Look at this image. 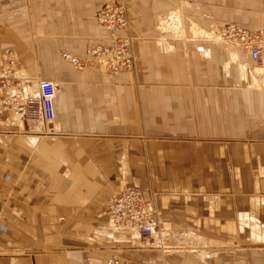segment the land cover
<instances>
[{"label": "crops", "instance_id": "1", "mask_svg": "<svg viewBox=\"0 0 264 264\" xmlns=\"http://www.w3.org/2000/svg\"><path fill=\"white\" fill-rule=\"evenodd\" d=\"M107 1L0 0V65L10 48L25 98L20 114L0 112V264H199L191 249L162 252L197 241L220 251L208 264H264V94L229 87L225 48L158 31L172 0H124L134 72L72 68L60 51L103 39ZM38 79L56 86L53 135ZM125 186L162 236L108 224L104 202Z\"/></svg>", "mask_w": 264, "mask_h": 264}, {"label": "built area", "instance_id": "2", "mask_svg": "<svg viewBox=\"0 0 264 264\" xmlns=\"http://www.w3.org/2000/svg\"><path fill=\"white\" fill-rule=\"evenodd\" d=\"M95 21L103 31V39L87 45L81 55L60 51L61 59L72 68L83 70L94 67L107 74L121 71L132 72L136 68V57L133 50V39L126 34L128 19L121 2L110 0L103 3L95 12ZM213 38L221 46L236 48L250 58L259 61L264 54L263 31L261 28L248 29L239 24L226 23L212 29ZM223 44V45H222ZM0 65V112L11 109L16 113L24 111L22 94L15 95L16 61L11 49L4 48ZM37 114L43 122L45 132L54 134L53 99L56 93L55 84L46 79L36 81ZM19 94V95H18ZM155 210L141 197L135 186L122 187L110 196L103 205L106 221L119 232L135 233L140 237L150 238L156 229ZM105 264H140L138 262L111 256Z\"/></svg>", "mask_w": 264, "mask_h": 264}, {"label": "rangeland", "instance_id": "3", "mask_svg": "<svg viewBox=\"0 0 264 264\" xmlns=\"http://www.w3.org/2000/svg\"><path fill=\"white\" fill-rule=\"evenodd\" d=\"M116 1L121 2L125 8L124 0ZM170 9L173 11H171L170 16H168L169 13H166L165 16L158 19L157 26L160 33L169 31L174 38L196 36L197 40L207 41L208 43L221 46V42H218L213 38L212 29L215 26L231 22L248 29L261 28L263 31L264 45V0H172ZM189 14H195L197 16V21L193 17H190ZM191 21L196 25V27L193 25L195 27L194 32L189 29ZM221 47L227 50L228 57L220 60L218 70L220 72L223 63L229 61L230 77L232 78L231 83L229 82V87L239 90H259L264 94V54L261 60L255 62L248 58L244 52L236 48L231 49L225 45ZM14 90L16 91V95V84ZM255 99L256 98L252 100ZM5 111L16 113L11 109H6ZM45 133L53 135L47 132ZM156 231L162 236L161 230L156 227L150 238H141L144 240H152V236ZM168 244L169 245L162 248L163 253L178 250V248L184 250L191 249L189 252L197 258L199 264H208L209 260L214 257L215 254L220 252L219 250L209 248L207 243L202 241H197V243L187 242L186 244L169 242ZM238 248L240 247L235 246L233 251L240 250Z\"/></svg>", "mask_w": 264, "mask_h": 264}, {"label": "bare ground", "instance_id": "4", "mask_svg": "<svg viewBox=\"0 0 264 264\" xmlns=\"http://www.w3.org/2000/svg\"><path fill=\"white\" fill-rule=\"evenodd\" d=\"M39 80V79H38ZM56 87V86H55ZM18 114H20V113H18Z\"/></svg>", "mask_w": 264, "mask_h": 264}]
</instances>
